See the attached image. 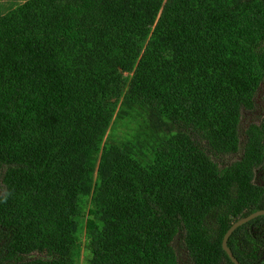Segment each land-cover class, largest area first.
<instances>
[{"label":"trees","instance_id":"16d2710c","mask_svg":"<svg viewBox=\"0 0 264 264\" xmlns=\"http://www.w3.org/2000/svg\"><path fill=\"white\" fill-rule=\"evenodd\" d=\"M10 1L0 264H233L264 209V0Z\"/></svg>","mask_w":264,"mask_h":264},{"label":"flooded vegetation","instance_id":"af4514ba","mask_svg":"<svg viewBox=\"0 0 264 264\" xmlns=\"http://www.w3.org/2000/svg\"><path fill=\"white\" fill-rule=\"evenodd\" d=\"M263 84L264 83H262V88H261V90L264 88V86H263ZM261 90H260V92H261ZM258 101V100H257ZM261 106L260 107H263L264 108V103L262 102L261 104H260ZM260 107H259V111H260V113H264V110H261L260 109ZM254 226V225H253ZM253 226H250L249 228H248V231L250 230V232H251V234L253 235V236H255L256 237V232H258V233H261V235H260V237L259 238H257L256 237V239H257V242L256 243H258L257 245H256V248L257 249H259L260 248V251L258 252V253H256V256H258L259 258H258V261L257 262H255V263H252V264H264V234H262V230H258V231H256L255 229H254V227ZM246 239V237L245 238H243V242H244V240ZM253 239H255L254 237H253ZM255 239V240H256ZM223 242V241H222ZM178 243V242H177ZM240 243H242L241 241L240 242H237V244L234 242V245L237 247V248H239V249H241L243 246L240 244ZM223 246V245H222ZM261 246V247H260ZM230 248H231V250H232V252H233V254H234V256L237 258V256L235 255V251L232 249V247L231 246H229ZM185 249H186V253H183V254H179V252L177 251V255H178V258H179V263L181 262V263H183V264H195L194 263V261H193V257H191L190 255H189V253H188V250H187V248L185 247ZM224 249V248H223ZM227 253V252H226ZM227 255H228V253H227ZM229 256V255H228ZM229 258H230V256H229ZM238 259V258H237ZM230 260L232 261V259L230 258ZM239 260V259H238ZM240 261V260H239ZM232 263L233 264H235L233 261H232ZM225 264H230L228 261H226L225 262ZM241 264H243V263H241Z\"/></svg>","mask_w":264,"mask_h":264},{"label":"water","instance_id":"95a60500","mask_svg":"<svg viewBox=\"0 0 264 264\" xmlns=\"http://www.w3.org/2000/svg\"><path fill=\"white\" fill-rule=\"evenodd\" d=\"M261 215H264V209L254 211L246 216L240 217L238 220H236V222L233 223V225L225 233L222 245H223L224 250L228 253V255L230 256V258L235 264H241V262L234 256L231 248L229 247L228 245L229 238L231 237V235L234 233L236 229L247 224L251 220Z\"/></svg>","mask_w":264,"mask_h":264},{"label":"rangeland","instance_id":"374dc122","mask_svg":"<svg viewBox=\"0 0 264 264\" xmlns=\"http://www.w3.org/2000/svg\"><path fill=\"white\" fill-rule=\"evenodd\" d=\"M11 8H13V4L10 0H0V14L2 13H5L7 11H9ZM264 83V82H263ZM264 86V84H263ZM262 88V86H261ZM264 93V88L261 90V92L258 94V97H257V100H258V104H261L262 103V94ZM261 110H264L263 107H260ZM262 116H264V113H262ZM246 121H249V120H246ZM260 121V119H259ZM86 235L85 233L83 234V239H85ZM178 243L176 244L175 248L176 250L179 252V254H183V253H186V249L185 247L183 246V244L178 240L177 241ZM84 254H85V250H83L82 252V259L85 258L84 257ZM81 259V263L80 264H83V260ZM179 264H183V263H179Z\"/></svg>","mask_w":264,"mask_h":264},{"label":"clouds","instance_id":"9594fccd","mask_svg":"<svg viewBox=\"0 0 264 264\" xmlns=\"http://www.w3.org/2000/svg\"><path fill=\"white\" fill-rule=\"evenodd\" d=\"M223 243V242H222ZM228 245H229V241H228ZM178 260H179V258H178Z\"/></svg>","mask_w":264,"mask_h":264}]
</instances>
